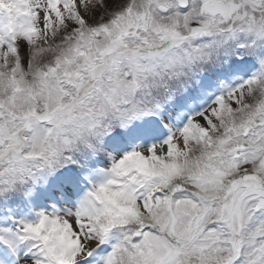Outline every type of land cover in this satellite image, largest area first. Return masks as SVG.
Wrapping results in <instances>:
<instances>
[{"label": "snow or ice", "instance_id": "6c2138e0", "mask_svg": "<svg viewBox=\"0 0 264 264\" xmlns=\"http://www.w3.org/2000/svg\"><path fill=\"white\" fill-rule=\"evenodd\" d=\"M0 264H264V0H0Z\"/></svg>", "mask_w": 264, "mask_h": 264}]
</instances>
